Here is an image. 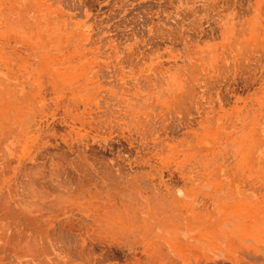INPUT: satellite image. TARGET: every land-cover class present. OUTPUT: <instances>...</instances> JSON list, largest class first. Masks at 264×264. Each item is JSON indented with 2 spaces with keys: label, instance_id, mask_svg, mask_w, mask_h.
Listing matches in <instances>:
<instances>
[{
  "label": "rangeland",
  "instance_id": "1",
  "mask_svg": "<svg viewBox=\"0 0 264 264\" xmlns=\"http://www.w3.org/2000/svg\"><path fill=\"white\" fill-rule=\"evenodd\" d=\"M0 214V264H264V0H0Z\"/></svg>",
  "mask_w": 264,
  "mask_h": 264
},
{
  "label": "bare ground",
  "instance_id": "2",
  "mask_svg": "<svg viewBox=\"0 0 264 264\" xmlns=\"http://www.w3.org/2000/svg\"><path fill=\"white\" fill-rule=\"evenodd\" d=\"M1 197H3V196H1ZM1 199H2V198H1ZM3 201H4V200H3ZM3 201H2L1 203H3ZM6 201H7V200H6ZM4 204H5V203H3V205H4ZM1 205H2V204H1ZM8 205H9V203H8ZM5 206H6V205H5ZM5 206H4V207H5ZM4 207H3V208H4ZM1 209H2V208H1ZM4 212H5V209H4ZM17 212H18V211H17ZM9 213H10V212H9ZM5 214H6V212H5ZM0 215H1V214H0ZM3 215H4V214H3ZM15 215H16V213H15ZM6 218H7V217H6ZM13 218H14V217H13ZM20 218H21V217H20ZM24 218H25V217H24ZM28 218H29V217H28ZM28 218H27V219H28ZM3 219H4V218H3ZM22 219H23V218H21V220H22ZM25 219H26V218H25ZM46 219H47V218H46ZM29 220H30V219H29ZM26 221H27V220H26ZM30 221L32 222L33 220H30ZM30 221H29V222H30ZM34 221H35V220H34ZM37 221H38V220H37ZM16 222H17V221H16ZM29 222H27V223H29ZM31 222H30V223H31ZM12 223H14V222H12ZM21 223H22V221H21ZM21 223H20V224H21ZM34 223L36 224V222H34ZM38 223H39V222H38ZM22 224H23V223H22ZM32 224H33V223H32ZM35 224H34V226L36 227L37 225H35ZM44 224H45V223H44ZM13 225H14V224H13ZM28 225H29V224H28ZM39 225H40V224H39ZM16 226H17V225H16ZM16 226H15V227H16ZM23 226H24V225H23ZM26 226H27V225H26ZM62 226H64V224H60V228H62ZM18 227H20V226H18ZM28 227H30V225H29ZM38 227H39V226H38ZM31 228H32V227H31ZM43 228H44V227H43ZM43 228H42V229H43ZM52 228H53V227H52ZM12 229H13V228H12ZM15 229L17 230V227H16ZM26 229H28V228L26 227ZM26 229H25V230H26ZM50 229H51V228H50ZM53 229H54V228H53ZM13 230H14V229H13ZM19 230H20V229H19ZM34 230H35V229H34ZM14 231H15V230H14ZM14 231H13V234L15 235V233L18 232V231H16V232H14ZM21 231H22V230H21ZM43 231H45V230H43ZM43 231H42V235H43ZM49 231H52V230H49ZM62 231H64V230H62ZM35 232H37V231H35ZM35 232H34V233H35ZM45 232H46V231H45ZM47 232H48V231H47ZM54 232H55V231H54ZM5 233H6V232H5ZM18 233H19V232H18ZM24 233H25V232H24ZM38 233H39V231H38ZM49 233H50V232H48V234H49ZM62 233H63V232H62ZM10 234H12V232H10ZM10 234H9V235H10ZM22 234H23V233H22ZM40 234H41V230H40ZM51 234H52V233H51ZM27 235H28V234H27ZM30 235H31V234H30ZM44 235L47 236L46 234H44ZM44 235H43V236H44ZM63 235H64V234H63ZM70 235H71V234H70ZM10 236H11V235H10ZM10 236L5 235L4 233H3V235H2V237L5 238V239L9 238ZM20 236H21V237H24V236H22V235H20ZM37 236H39V235H37ZM45 236H44V237H45ZM15 237H17V233H16ZM18 237H19V236H18ZM34 237H35V236H34ZM40 237H41V236H40ZM60 237H62V236L60 235ZM3 238H2V239H3ZM10 238H11V237H10ZM10 238H9V240H10ZM12 238H13V236H12ZM24 238H26V236H25ZM58 238H59V237H58ZM74 238H75V237H74ZM14 239H16V238H14ZM39 239H40V241H41V238H39ZM45 239H46V238H45ZM51 239H52V238H51ZM51 239H50V240H51ZM75 239H76V238H75ZM29 240H30V239H29ZM42 240H44V238H43ZM70 240H71V239H70ZM7 241H8V240H7ZM19 241H20V240H19ZM23 241H26V240L24 239ZM27 241H28V240H27ZM33 241H34V239H33ZM60 241H61V240H60ZM71 241H72V240H71ZM71 241H70V242H71ZM37 242H38V241H37ZM41 242H42V241H41ZM45 242H46V241H45ZM6 243H7V242H6ZM33 243H34V242H33ZM9 244H10V243H9ZM31 244H32V243H30V245H31ZM46 244H47V243H46ZM34 245H35V244H34ZM47 245H48V244H47ZM69 245H70V244H69ZM32 246H33V245H32ZM30 247H31V246H30ZM30 247H29V248H30ZM47 247H48V246H47ZM47 247H46V248H47ZM31 248H32V247H31ZM73 248H74V247H73ZM75 248H76V247H75ZM78 248H79V247H78ZM78 248H77V249H78ZM42 249H43V248H42ZM47 249H48V248H47ZM49 249H50V248H49ZM77 249H76V250L74 249V250H75L76 253L78 254V253H80V252H79V250H77ZM82 249H83V248H82ZM85 249H86V248H84V250H85ZM29 250H30V249H29ZM32 250H33V249H32ZM59 250H60V249H59ZM67 250H68V249H67ZM70 250H71V249H70ZM74 250H72L71 252H73ZM50 251H51V250H50ZM77 251H78V252H77ZM81 251H82V250H81ZM0 252H1V251H0ZM84 252H85V251H84ZM43 253H44V252H43ZM49 253H51V252H49ZM86 253H87V252H86ZM73 254H74V252H73ZM77 254H76V255H77ZM79 255L81 256V254H79ZM79 255H77V256H79ZM84 255H85V254H84ZM7 256H8V255H7ZM7 256H6V258H7ZM70 257H71V256H70ZM54 260H55V259H53V261H54ZM53 261H52V262H53ZM55 261H56V260H55ZM67 261H68V260H67ZM72 261H73V259H72ZM56 262H57V261H56ZM65 262H66V261H65ZM68 262H70V261H68ZM54 263H55V262H54ZM66 263H67V262H66ZM50 264H51V263H50ZM56 264H57V263H56ZM59 264H60V263H59ZM61 264H62V263H61Z\"/></svg>",
  "mask_w": 264,
  "mask_h": 264
}]
</instances>
